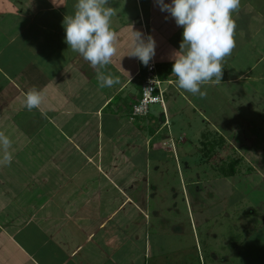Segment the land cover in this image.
Masks as SVG:
<instances>
[{"label": "crops", "instance_id": "obj_1", "mask_svg": "<svg viewBox=\"0 0 264 264\" xmlns=\"http://www.w3.org/2000/svg\"><path fill=\"white\" fill-rule=\"evenodd\" d=\"M75 2L0 0V132L12 142L11 168L0 172V264H188L179 256L185 260L195 251L200 258L198 226L217 215L225 219L237 201L227 181L228 190L219 183L200 188L191 152L206 158L209 173H217L209 164L217 145L248 152L256 147L264 159V133L241 110L264 115V0H241L235 48L223 62L221 80L202 86L203 98L175 85L170 57L183 29L155 0H111L117 52L104 71L120 83L101 88L90 64L64 41L62 20ZM132 29L156 41L166 111L161 106L157 114L149 110L130 119L143 77L139 59L126 55ZM33 86L44 100L40 110L28 111L24 94ZM244 87L261 100L239 103ZM214 98L223 102L220 115L207 109ZM190 111L209 125L203 140L186 134L184 125L181 131L170 126L181 112L190 129ZM205 141L214 143L212 151ZM243 157L232 161L238 163L233 173L232 162L223 163L219 179L241 185L240 177L252 171L264 181V165L254 155L248 162ZM172 158L175 171L167 165ZM249 221L250 232L264 224V193Z\"/></svg>", "mask_w": 264, "mask_h": 264}, {"label": "clouds", "instance_id": "obj_2", "mask_svg": "<svg viewBox=\"0 0 264 264\" xmlns=\"http://www.w3.org/2000/svg\"><path fill=\"white\" fill-rule=\"evenodd\" d=\"M155 3L183 29L179 49L170 57L177 89L205 97L207 93L201 90L202 86L214 78L221 80L223 62L235 48L234 14L239 12L241 0H170V3L155 0ZM115 15L111 0H76L73 11L66 13L62 20L68 49L90 64L101 88L120 83L118 76L104 71L117 52L118 36L112 27ZM126 55L148 66L156 55L154 37L148 34L145 38V33L132 29ZM43 100L44 94L36 86L24 94V106L28 111L40 110ZM11 145L10 138L0 132V164H11Z\"/></svg>", "mask_w": 264, "mask_h": 264}, {"label": "rangeland", "instance_id": "obj_3", "mask_svg": "<svg viewBox=\"0 0 264 264\" xmlns=\"http://www.w3.org/2000/svg\"><path fill=\"white\" fill-rule=\"evenodd\" d=\"M260 86L262 87V88L260 87V89H264L263 84ZM163 88L165 90L164 86ZM250 91H251L250 88L244 87V93L238 92V94L239 95L241 94L240 96L242 97L238 99L237 101L239 103L249 102V101L251 103L254 101L259 102L261 99L259 97H253L250 94ZM214 99L212 101L210 100L212 106H207V109L210 112H214L220 115L221 112H225L223 111V109H221L223 107L221 103L223 102L221 100H218L217 98H214ZM205 101L207 102V100ZM163 102H164V105L159 104V103L151 104L149 106V110L152 111V113L154 112V114L155 113L157 114L158 111H161V106H163L164 107L163 112L166 111L165 91H164ZM230 102L231 103H228L229 106L230 104H233L235 101L231 99ZM261 103H264V100H262ZM241 110L243 111L244 114L248 115L247 118H249V121L254 123L256 129L259 132L264 133V129H263L264 115L259 114L258 112L257 113L253 112L251 110L250 111L244 110V109H241ZM190 112L192 113L191 115H189V120L191 121L189 123L191 125L189 126L190 129H187L188 128L187 121H185V119L183 118V114H181V112L176 113L173 116L174 123L173 125L172 123L171 125L170 124L169 125L174 129L175 127L178 128L180 131H181L180 126L184 125L186 127L184 128L183 131L186 132V134L198 135V138H200L199 136H201V133H204V131L207 130L209 125L205 121H203V117L200 114L194 113L193 111H190ZM248 113H251V114H248ZM226 115L228 116V114ZM230 115H233V114H230ZM218 117L220 118L219 120H221V117L220 116ZM228 118L230 121L234 120L232 116H228ZM228 118L226 119V121H228ZM177 130H175L176 138L178 137ZM166 131L167 130L165 128L163 129L162 133L166 134ZM207 138L210 139L209 136ZM157 140L158 141L162 140L161 134ZM199 140H203V138H200ZM197 148L199 152H203L201 142H198ZM215 151L213 154H216V155L210 158L211 162H209V164L212 166H215L214 168L213 167L212 168L217 169V173L214 170H213L214 173L213 172L209 173V169L207 168L208 164L207 162L204 163L206 158L203 160L200 159L201 157L197 153V149H196V152H195V149L191 152L194 155V163H193L194 164V174L196 177L199 176L200 183H201L200 188L208 190V188L218 187V183L221 184L225 189L227 188V190H228V186H229V189L230 187H232L234 193L236 194L233 196V198L237 199V201L234 202L230 210L226 209L227 214H229V216L225 217V219H223L224 217H220L218 215L215 217L213 216L214 218L211 217L210 220H206L205 225L201 223V225L198 226L199 227L197 228L198 229L197 232L199 233L198 243H199V247L201 250L200 258H199L198 253L194 251L193 253H190L187 256L185 255V260H183L182 256L180 255L178 262L184 261L185 263L188 262V264H264V240H263L264 239V224L262 226L261 225L252 226L254 227L253 232H250V229H249V225L252 222V221H249V217L252 216V209H254L255 206H258V201L262 200V196L264 193L263 192L264 191V187H263L264 181L262 180V178H258L256 176V173H253L251 171L248 173L246 177H243V178L242 176L240 177V181H241V185H240L239 184L240 182H236L228 177H224V179L220 180L219 177H222L224 174L218 172L220 169V166L223 163H226L228 161L232 162L236 160L237 158H239L240 156L242 157L244 156L243 157L244 161L248 162V160L251 161L254 155V158H255L254 160L255 161L258 160L261 165H264V159L256 155V153L258 152L256 147H254V149L248 152L247 149L243 151L238 148L235 149L233 146L222 148L219 145H217V147L215 148ZM0 158H2V154H0ZM182 159L183 157H181L180 160ZM176 162L177 161H174L173 158L168 159L167 165L169 166V168H171V170L175 171L177 168ZM242 164L244 163H241L240 167L243 166ZM1 167L2 169L4 168L5 170L6 168H9V167L11 168V164L10 165L0 164V172H3ZM28 168H29V165L25 163V170H28ZM205 170L207 171L206 174L204 173ZM12 173H15V172L13 171ZM218 174L220 175L218 176ZM226 181L228 182V186L227 184L225 185ZM182 206L183 205H181V202H180L181 211H182ZM236 208H238V210H235ZM231 212L233 213L231 214ZM207 213H208V210H207ZM236 213L238 214L242 213L244 217H242L241 220L239 218L236 219L235 218ZM210 215L211 214H209V216ZM198 216L199 214H197V217ZM208 247L211 248L210 253H207Z\"/></svg>", "mask_w": 264, "mask_h": 264}, {"label": "built area", "instance_id": "obj_4", "mask_svg": "<svg viewBox=\"0 0 264 264\" xmlns=\"http://www.w3.org/2000/svg\"><path fill=\"white\" fill-rule=\"evenodd\" d=\"M141 69L144 70V78L139 97L131 106L130 119H133L135 116H146L149 113V106L151 104L159 103L164 105L163 97L165 90L163 88V80L157 73L156 62L153 59L148 66H144L139 61L137 73Z\"/></svg>", "mask_w": 264, "mask_h": 264}, {"label": "trees", "instance_id": "obj_5", "mask_svg": "<svg viewBox=\"0 0 264 264\" xmlns=\"http://www.w3.org/2000/svg\"><path fill=\"white\" fill-rule=\"evenodd\" d=\"M140 74H142V76H143L142 77V81H143V78H144V70L143 69L140 70ZM142 81H141V85H142ZM141 85H140V89H141ZM139 94H140V91H139ZM202 143L205 145V143H208V141H205ZM213 144L210 143V145H207V146L205 145L207 147L206 148L207 152L212 151V149L214 148ZM235 165H236V162H232V163L228 164V167L231 169L232 173L235 171ZM224 170H226V169H224Z\"/></svg>", "mask_w": 264, "mask_h": 264}]
</instances>
